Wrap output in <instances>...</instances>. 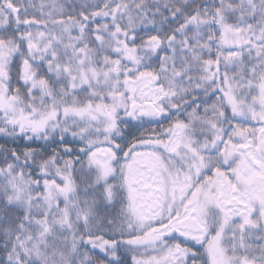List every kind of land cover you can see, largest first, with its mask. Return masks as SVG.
Instances as JSON below:
<instances>
[{"label":"snow or ice","instance_id":"6c2138e0","mask_svg":"<svg viewBox=\"0 0 264 264\" xmlns=\"http://www.w3.org/2000/svg\"><path fill=\"white\" fill-rule=\"evenodd\" d=\"M0 264H264V0H0Z\"/></svg>","mask_w":264,"mask_h":264}]
</instances>
